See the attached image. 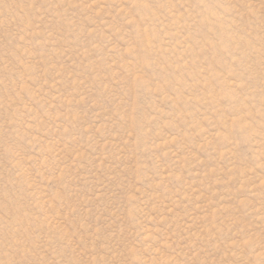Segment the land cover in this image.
I'll return each mask as SVG.
<instances>
[{
  "label": "rangeland",
  "instance_id": "1",
  "mask_svg": "<svg viewBox=\"0 0 264 264\" xmlns=\"http://www.w3.org/2000/svg\"><path fill=\"white\" fill-rule=\"evenodd\" d=\"M0 264H264V0H0Z\"/></svg>",
  "mask_w": 264,
  "mask_h": 264
}]
</instances>
